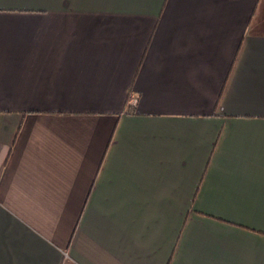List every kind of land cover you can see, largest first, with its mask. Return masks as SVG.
I'll return each mask as SVG.
<instances>
[{
    "label": "crops",
    "instance_id": "0c3cea01",
    "mask_svg": "<svg viewBox=\"0 0 264 264\" xmlns=\"http://www.w3.org/2000/svg\"><path fill=\"white\" fill-rule=\"evenodd\" d=\"M167 261L264 264V0H0V264Z\"/></svg>",
    "mask_w": 264,
    "mask_h": 264
},
{
    "label": "trees",
    "instance_id": "16d2710c",
    "mask_svg": "<svg viewBox=\"0 0 264 264\" xmlns=\"http://www.w3.org/2000/svg\"><path fill=\"white\" fill-rule=\"evenodd\" d=\"M125 105H126V104H125ZM124 113H125V114H130V113H132V110H131V108H130L128 105H126V106L124 107ZM197 214H199V215H201V216H205V217H207V218H213V219H215V220H217V221H223V222H225V223H228V224H231V225H235V226H238V227H242V228H244L243 226H240V225H237V224H234V223H231V222H227V221H225V220H223V219H220V218H215V217H213V216H211V215H206V214H202V213H197ZM166 264H168V261H167Z\"/></svg>",
    "mask_w": 264,
    "mask_h": 264
}]
</instances>
